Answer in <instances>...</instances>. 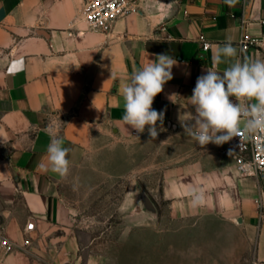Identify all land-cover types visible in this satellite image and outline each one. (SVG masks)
Here are the masks:
<instances>
[{"label": "crops", "instance_id": "obj_1", "mask_svg": "<svg viewBox=\"0 0 264 264\" xmlns=\"http://www.w3.org/2000/svg\"><path fill=\"white\" fill-rule=\"evenodd\" d=\"M87 1L0 0V235L14 245L4 263L83 264L71 214L58 196L62 178L47 170L50 132L72 150L69 172L104 143L148 134L147 126L137 133L123 123L121 84L166 53L178 64L152 107L165 112L157 128L174 158L158 189L134 193L133 213L151 226L159 220L158 201L165 202L166 227L208 224L216 237L208 245L223 246L229 263L264 264V177L242 175L231 155L219 154L220 145H198L179 119L194 114L187 98L227 38L237 56L217 71L245 57L264 60L262 50L239 48L243 35H264V0L232 7L225 0H136L107 34L80 20ZM191 188L204 194L197 207Z\"/></svg>", "mask_w": 264, "mask_h": 264}, {"label": "rangeland", "instance_id": "obj_2", "mask_svg": "<svg viewBox=\"0 0 264 264\" xmlns=\"http://www.w3.org/2000/svg\"><path fill=\"white\" fill-rule=\"evenodd\" d=\"M149 139L146 134L104 143L58 183L82 263L253 264L249 258L229 263L223 246H209L216 237L208 224L166 227L165 202L158 201L159 220L151 226L133 213L134 193L158 189L161 172L174 158L166 134Z\"/></svg>", "mask_w": 264, "mask_h": 264}, {"label": "clouds", "instance_id": "obj_3", "mask_svg": "<svg viewBox=\"0 0 264 264\" xmlns=\"http://www.w3.org/2000/svg\"><path fill=\"white\" fill-rule=\"evenodd\" d=\"M225 3L232 7L237 0ZM236 56L237 49L230 37L213 50V67L206 68L205 74L197 78L192 95L187 98L194 114L190 112L183 121L179 117L184 133L201 147L209 143L222 145L234 137L251 139L264 134V60L245 57L235 60L223 72L216 70V66ZM177 64L169 54H155L154 60L134 70L121 84L123 123L137 133H143L147 126L149 142L159 135L157 124L162 127L165 116L164 111L152 107L154 98L173 79L172 69ZM50 135L47 170L64 179L69 175L68 156L72 150L64 146L55 131ZM189 196L193 207L203 203L204 194L199 189L191 188Z\"/></svg>", "mask_w": 264, "mask_h": 264}, {"label": "built area", "instance_id": "obj_4", "mask_svg": "<svg viewBox=\"0 0 264 264\" xmlns=\"http://www.w3.org/2000/svg\"><path fill=\"white\" fill-rule=\"evenodd\" d=\"M136 0H88L79 11V18L87 30L109 33L115 21L135 10ZM206 49L208 44L201 42ZM240 53L254 48L264 51V35L260 37L243 35L239 41ZM221 156L231 155L238 170L244 176L264 177V134L251 139L234 137L219 147ZM259 205V201H256ZM14 245L0 235V264H6L3 257L9 255ZM253 264H259L253 262Z\"/></svg>", "mask_w": 264, "mask_h": 264}]
</instances>
